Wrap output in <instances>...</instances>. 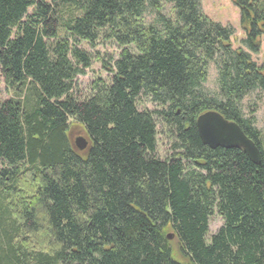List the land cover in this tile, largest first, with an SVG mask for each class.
<instances>
[{
	"label": "trees",
	"instance_id": "obj_1",
	"mask_svg": "<svg viewBox=\"0 0 264 264\" xmlns=\"http://www.w3.org/2000/svg\"><path fill=\"white\" fill-rule=\"evenodd\" d=\"M232 2L257 53L264 1ZM229 37L199 0H0V69L15 91L0 104V264H264V139L241 106L264 93V64ZM72 40L121 50L110 82L84 98L75 79L91 57ZM210 63L216 93L204 88ZM211 110L259 163L202 143L197 119ZM215 214L223 225L208 237Z\"/></svg>",
	"mask_w": 264,
	"mask_h": 264
},
{
	"label": "rangeland",
	"instance_id": "obj_2",
	"mask_svg": "<svg viewBox=\"0 0 264 264\" xmlns=\"http://www.w3.org/2000/svg\"><path fill=\"white\" fill-rule=\"evenodd\" d=\"M44 2H50L51 0H38ZM202 13L209 18L212 22L221 25L230 31V45L232 50L242 49L243 51L251 55L252 60L258 65L264 64V34L258 39L259 51L257 53L252 52L248 44L246 27L242 24L241 12L238 7L234 5L232 0H199ZM264 1V0H263ZM31 14V11L29 12ZM148 21L150 18L148 17ZM264 22L261 24V26ZM72 46H76L88 53L91 57V66L85 69L84 74L79 75L75 79V93L77 96L84 98L90 93L91 87L98 80H102L106 83L110 82L111 73L106 70L109 68L111 59L117 57L120 53V49L109 40H100L95 45H88L85 42L71 41ZM204 88L210 93H216L218 91L217 85V70L214 63H210L208 70V78L204 84ZM15 91L8 88L6 85L4 76L0 69V104L14 97ZM242 109L245 116H252L255 119L256 127L261 131L264 139V93L255 91L247 96L242 104ZM140 110H153L154 106L145 98L139 100ZM253 111V114L251 112ZM159 131L162 132V128L159 126ZM70 142L73 148L82 155L86 154L88 137L84 128L78 124L71 126ZM169 154V143L162 136L158 137L157 156L160 159L166 158ZM223 225V219L218 214L212 216L209 226V236L214 235ZM172 233H169V235ZM173 246L178 249V241L176 237L172 239ZM33 247V245H30Z\"/></svg>",
	"mask_w": 264,
	"mask_h": 264
},
{
	"label": "water",
	"instance_id": "obj_3",
	"mask_svg": "<svg viewBox=\"0 0 264 264\" xmlns=\"http://www.w3.org/2000/svg\"><path fill=\"white\" fill-rule=\"evenodd\" d=\"M197 130L202 143L211 149H240L253 163L260 162L261 152L258 146L244 134L236 122L226 119L217 111H207L199 116ZM173 238V234L168 235L169 240Z\"/></svg>",
	"mask_w": 264,
	"mask_h": 264
}]
</instances>
